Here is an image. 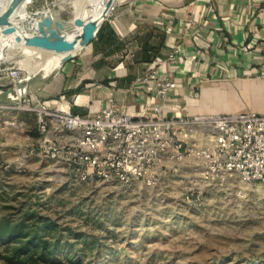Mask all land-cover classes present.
<instances>
[{
  "label": "rangeland",
  "instance_id": "rangeland-1",
  "mask_svg": "<svg viewBox=\"0 0 264 264\" xmlns=\"http://www.w3.org/2000/svg\"><path fill=\"white\" fill-rule=\"evenodd\" d=\"M26 11L50 12L66 23L74 17L73 0H30ZM7 41H0V64L7 65L0 90L13 87L12 68L25 87L18 90L21 100L14 98L24 117L0 114V264H14L9 258L26 240L14 233L22 223L31 232L46 226L39 237L53 258L44 261L39 250L29 264H264L260 182L237 176L205 182L193 165L155 185L125 187L79 180L66 164L42 156L32 145L38 124L28 106L31 92L37 98L34 90L57 76L62 61L53 53L2 51Z\"/></svg>",
  "mask_w": 264,
  "mask_h": 264
},
{
  "label": "crops",
  "instance_id": "crops-1",
  "mask_svg": "<svg viewBox=\"0 0 264 264\" xmlns=\"http://www.w3.org/2000/svg\"><path fill=\"white\" fill-rule=\"evenodd\" d=\"M80 53L34 90L48 108L87 115L126 106L140 117L159 104L167 116L264 114V0H116ZM153 68L176 83L168 99L152 96L153 82L137 81ZM13 114L24 117H2ZM212 132L198 126L194 135L204 143ZM37 133L38 148V126Z\"/></svg>",
  "mask_w": 264,
  "mask_h": 264
},
{
  "label": "built area",
  "instance_id": "built-area-1",
  "mask_svg": "<svg viewBox=\"0 0 264 264\" xmlns=\"http://www.w3.org/2000/svg\"><path fill=\"white\" fill-rule=\"evenodd\" d=\"M10 75L14 79L12 91L0 90V114L22 109L20 102L13 101L21 100L18 90L25 79L16 68ZM137 81L153 82L152 96L156 99H168L176 87L175 81L161 75L158 68ZM28 109L37 115L39 153L66 164L79 180L151 186L158 183L162 173L192 162L205 182L237 176L244 183L264 185V114L167 116L161 105L153 104L149 114L140 117L127 112L126 106H106L81 115L48 108L32 92ZM198 126L213 131L204 143H197L200 139L193 135ZM181 133L190 138H181Z\"/></svg>",
  "mask_w": 264,
  "mask_h": 264
},
{
  "label": "water",
  "instance_id": "water-1",
  "mask_svg": "<svg viewBox=\"0 0 264 264\" xmlns=\"http://www.w3.org/2000/svg\"><path fill=\"white\" fill-rule=\"evenodd\" d=\"M25 1L27 0H11L8 6L0 13V31L2 35H14L17 42L24 41L27 46H34L57 53H67L63 59V65L75 56V54H71L72 51L78 47H85L94 40L102 24L108 18L116 0H109L107 2V11L101 23L93 20H84L81 17L75 18L74 24L82 27V34L76 40L67 39L63 33L66 29L65 22L62 19L54 18L51 14H43L42 18L37 20L35 33L22 36L13 18L16 11ZM35 13L36 15L38 14L37 12ZM4 68L5 65L2 66V69ZM24 86L23 84L20 85L21 88ZM8 91H12V89Z\"/></svg>",
  "mask_w": 264,
  "mask_h": 264
},
{
  "label": "bare ground",
  "instance_id": "bare-ground-1",
  "mask_svg": "<svg viewBox=\"0 0 264 264\" xmlns=\"http://www.w3.org/2000/svg\"><path fill=\"white\" fill-rule=\"evenodd\" d=\"M11 0H0V13L8 6L9 2ZM109 0H73V8H74V17L71 20V23H66L65 26L66 29L63 31L64 35L69 40H76L79 39L82 34V27L76 26L74 24V20L77 17H81L84 20H93L95 22L101 23L103 20V17L105 15V12L107 11V2ZM115 1V0H114ZM30 0L25 1L19 9L16 11L14 15V23L17 25L19 29V33L22 36L25 35H32L36 32L37 27V20L42 18V15L46 13L45 12H37L38 14L33 15L34 13H29L26 11L27 6L29 4ZM48 14H51L48 12ZM52 15V14H51ZM54 18H57L56 16H53ZM7 39V43L9 44L3 45L1 48L2 51L7 49V51H10L11 53L14 52L17 48H22L27 51H30L31 53L40 55V56H47L49 53L55 54V56H58L60 58V61L63 62V59L67 53H57L53 51H48L42 48L34 47V46H27L24 41L17 42L15 40L14 35H2L0 31V41ZM9 46V47H8ZM86 47V46H85ZM85 47H78L74 51H81ZM72 51L71 54L74 52ZM74 55V54H72ZM77 55V53H75ZM47 62V59H45ZM6 65V63L0 64V70L2 69V66ZM7 66V65H6ZM62 66V64H61ZM54 68V67H53ZM59 68L58 66H55V70ZM53 72V71H52ZM51 74V73H50ZM212 115V114H211Z\"/></svg>",
  "mask_w": 264,
  "mask_h": 264
},
{
  "label": "trees",
  "instance_id": "trees-1",
  "mask_svg": "<svg viewBox=\"0 0 264 264\" xmlns=\"http://www.w3.org/2000/svg\"><path fill=\"white\" fill-rule=\"evenodd\" d=\"M41 230H47L46 226H39L35 229L34 232H31V228L24 226L23 223L19 225L15 235H20V238L25 239V242L16 249L13 255L9 258L14 264H29L31 261V257H33L36 253H39V250H42L40 253V258L47 262H52L53 258L52 255H48L45 252L47 247V242L41 240L39 237L42 234ZM8 237H11L9 234Z\"/></svg>",
  "mask_w": 264,
  "mask_h": 264
}]
</instances>
